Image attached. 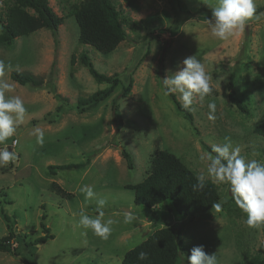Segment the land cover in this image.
<instances>
[{
    "label": "rangeland",
    "instance_id": "1",
    "mask_svg": "<svg viewBox=\"0 0 264 264\" xmlns=\"http://www.w3.org/2000/svg\"><path fill=\"white\" fill-rule=\"evenodd\" d=\"M80 1L48 0L63 19L55 36L42 28L17 37L10 47L0 45V60L6 66L3 79L13 85L7 95L19 96L26 107L23 123L5 142L16 159L0 167V209L15 222L17 232L11 239L15 255L0 251V264H122L127 250L165 226L178 231L184 249L203 245L206 252L218 256L219 264H244L262 256L264 226L247 227L227 185L214 183L219 211L213 207L192 219L179 216L168 201L153 208L137 205L133 190L126 186L145 177L158 150L173 153L199 175L205 171L199 157L209 152L204 145L221 144L225 136L247 160L264 162V139L252 133L264 120V10L254 14L238 35L220 41L210 34L211 8L201 0H112L128 39L103 54L78 41L71 6ZM254 3L256 10L264 8V0ZM11 4L0 0V17ZM82 53L97 72L117 79L107 98L83 112L76 108L78 98L109 84L93 79L79 60ZM193 55L205 65L213 92L204 101L194 99L190 125L164 95L161 80ZM12 70L27 72L43 85H20L10 78ZM231 75L235 98L246 111L228 97ZM129 79L130 90L120 97ZM51 86L61 99L53 96ZM209 102L216 105L214 119H209ZM37 128L44 132L42 146L36 143ZM122 148L131 154L133 169H127ZM82 162V168L62 169L54 175L47 169L50 164ZM51 182L71 197L53 192ZM84 185L93 187L97 199L108 201L105 218L117 221L106 240L78 223L81 207L96 214L95 200L86 203L80 192ZM129 212L136 218L124 223ZM40 222L52 238L43 237ZM7 233L0 213V238ZM186 261L182 254L177 264Z\"/></svg>",
    "mask_w": 264,
    "mask_h": 264
},
{
    "label": "trees",
    "instance_id": "2",
    "mask_svg": "<svg viewBox=\"0 0 264 264\" xmlns=\"http://www.w3.org/2000/svg\"><path fill=\"white\" fill-rule=\"evenodd\" d=\"M11 1L12 4L6 9L5 15L0 17V45L6 48L10 47L17 37L28 35L42 28L49 29L53 36L57 34L63 19L52 10L48 0ZM262 10L264 8H259L255 10L254 14ZM205 11L209 12V10ZM71 15H73L78 26V41L93 47L100 53H109L121 41L128 39L120 21L119 10L116 9L112 0H82L71 6ZM79 60L96 82L109 84L108 87L93 92L87 98H78L76 108L83 112L96 107L99 102L107 98L113 91L117 79L113 75L107 76L97 72L86 54L82 53ZM9 76L20 85L30 84L32 87L43 85L42 80L35 79L27 72L12 70ZM232 79L231 75L227 86L228 97L240 111H246L235 98L232 90ZM131 83L132 80L129 79L128 84L122 89L120 97L127 96ZM50 92L56 99H61V96L55 93L53 86L50 87ZM168 97L172 101L175 111L190 125H193L192 113L181 107L175 95ZM116 110L117 104L114 100L112 102L114 117ZM252 133L264 139V120L252 128ZM204 147L207 151H211V147L207 145ZM121 156L127 169H133L131 154L125 148L121 149ZM87 162L89 159L85 163ZM85 163L50 164L47 169L49 174L54 175L58 170L82 168ZM196 177L197 174L188 169L176 155L168 151L158 150L150 158L149 169L145 177L141 181L126 187L133 190V200L137 205L153 208L168 201L179 216L192 219L198 214L209 212L220 199L217 186L209 179L205 180V187L202 190L194 191L192 185L197 183ZM49 187L56 194L65 198L71 197L69 192H65L55 182H51ZM0 213L5 219L8 229L7 235L0 238V251L15 255L16 250L13 248L11 240L17 236V232L13 230L15 222L6 216L2 208ZM41 219L43 220L44 217ZM40 227L44 232V238L53 237L43 222H40ZM191 249L186 250L181 246L177 230L171 226H165L151 231L144 241L127 250L123 256L122 264H177L179 256L182 254L187 260ZM141 252L147 254V259H138ZM244 264H264V254L246 259Z\"/></svg>",
    "mask_w": 264,
    "mask_h": 264
},
{
    "label": "clouds",
    "instance_id": "3",
    "mask_svg": "<svg viewBox=\"0 0 264 264\" xmlns=\"http://www.w3.org/2000/svg\"><path fill=\"white\" fill-rule=\"evenodd\" d=\"M211 8V17L207 19L212 37L227 41L243 30L246 22L254 17L256 5L254 0H201ZM182 67L170 72L161 80L165 96L175 95L182 108L192 110L195 98L200 101L212 94L205 65L196 58L189 56L182 61ZM5 62L0 60V145L14 136L17 127L23 123L26 107L19 96H9L13 85L3 79ZM10 67V65H9ZM209 119H214L216 105L208 103ZM36 143L43 145L44 132L37 128L34 132ZM240 147L234 146L230 137L225 136L221 144H212L211 151L200 155L205 171L197 175V183L192 185L194 191L205 187L206 177L217 185H227L235 205L245 214L244 223L249 228L264 226V162L256 159L247 160L240 154ZM214 154V155H213ZM16 159V154L9 151V145L0 148V167H7ZM85 202L95 200V215H89L81 207L76 215L79 225L90 230L93 235L108 239L112 233V226L117 223L113 218H105L104 208L108 204L106 199H97L92 186L84 185L80 188ZM213 207L219 211L221 204ZM136 217L130 212L123 218L124 223H131ZM139 260L147 259V254L139 253ZM186 264H219L215 253H208L203 245L194 246L187 256Z\"/></svg>",
    "mask_w": 264,
    "mask_h": 264
}]
</instances>
